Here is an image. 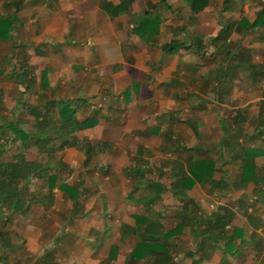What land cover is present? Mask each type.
I'll return each instance as SVG.
<instances>
[{
    "label": "crops",
    "instance_id": "crops-1",
    "mask_svg": "<svg viewBox=\"0 0 264 264\" xmlns=\"http://www.w3.org/2000/svg\"><path fill=\"white\" fill-rule=\"evenodd\" d=\"M109 1L118 3L120 0ZM167 1L171 4L170 17L163 20L154 42L147 44L130 32V21L125 20L131 18V15L122 14L110 18L100 9V0H0V9L7 10L10 14L7 17H16L17 20L11 32L12 38L0 40L9 42L10 56L14 54L17 57L11 68L13 73L21 63H26L33 68L38 80L41 71L45 70L49 87L56 89L58 82L64 85L77 84L80 73L76 72L78 69L83 71L89 68L95 71L92 75L96 82L95 85L92 84L89 96L79 92L49 96L54 99L84 98L87 103L80 106L77 118L83 119L89 115L95 117L93 126L76 132L79 138H84L95 146L89 158L86 160V154L77 147L66 146L58 153L62 155L66 151L68 158H60L66 168L54 167L56 171L53 169L57 173V182L62 179L68 183H81L79 198L75 202L66 198L57 188V184L50 193L46 178L31 177L26 188V194L32 200L30 207L25 213L8 214L6 227L16 216L25 218L24 232L28 238L32 241L40 240L43 242L41 246L50 244L57 249L50 257L49 251H42V264H124L137 240V236L130 230L134 226L131 216L133 213L159 220L164 229L175 227L184 210L181 199L173 195L170 184L171 161L180 159L177 144L182 148L200 147L204 157H215L219 154L216 171L222 169L217 166L218 162L222 166L235 162L237 169L234 174L224 169L223 177L219 179L214 177L215 171L213 180L220 182L219 184L196 183L187 190L186 194L192 199L193 205L190 204L186 213L191 217L182 232L167 241L171 247L168 255L155 261L147 259L148 257L142 258L134 264H222L223 257L227 258L226 264H264V185L254 187L249 182L244 187L234 186L240 181L242 173L239 149L243 145L264 149V75L259 76L256 71L257 77L253 79V76L243 71V67L249 64H255L254 69H258L257 65L260 64L264 71V20L263 23L250 27L264 8V3L259 0H210L207 7L192 14L184 0ZM146 3L150 5L157 2L134 0L131 13L139 14ZM27 7H30L31 12L26 11ZM1 13L4 12L1 10ZM240 20L242 31L236 29ZM60 24L62 31L58 34L59 39L53 40L51 45L47 42L34 45L37 49L34 53L42 58L56 51L55 54L62 57L59 60L62 64L60 66L66 76L63 78L60 75L55 81H51L49 72L56 70L51 64V56L48 57V65L37 76L35 65L30 62L25 47L39 35L38 42L46 41L41 39L42 34L46 38H54L49 33L50 28ZM224 26H228L230 33L223 41L225 46H222L221 38H212ZM47 29L48 32L45 31ZM193 38H200L204 46L202 55L195 54L194 48L181 49L173 55L164 54L161 49L163 43L172 39H180L190 44L195 42ZM19 39L24 40L17 41ZM45 47H52L54 51L47 52ZM227 49L232 52L222 57ZM208 50L218 54L213 59L215 66L201 67L196 56L200 61L202 57L206 58ZM241 50L250 52V62L229 61V55L237 54ZM3 55L0 56V75L8 72L9 58L6 59ZM166 56L168 58L163 63ZM4 59L7 62L2 64ZM203 68L206 70L200 73L201 76H213L228 87L221 94L212 93V99H204L205 104L200 109H191L200 113L207 108L204 112L208 118L211 108L206 107L207 102H218L223 106L224 109L219 111V136L215 139L204 136L209 133L205 123L198 126L188 118L185 125L177 124L176 111L147 110L148 105H162V102L170 100V96L177 99L179 95L172 91V87L183 85L182 78L186 77L194 83V74ZM70 70H74V74ZM215 70L218 73L211 75L210 71ZM170 79L173 83L167 85ZM206 82L208 84L207 80ZM158 86L162 88L158 90ZM232 101L238 105L229 108ZM238 113L241 115L238 117L240 120L232 124L235 126L236 135L233 139L225 129ZM211 118L212 116L209 121ZM153 128H157V132L151 133L150 129ZM223 137L226 140L222 143ZM231 142L232 146L218 148L219 144L227 145ZM164 147L166 151L163 150ZM232 147L234 152H228ZM184 154H188V151ZM184 154L182 157H185ZM254 162L262 174L264 154L256 156ZM135 165L149 178L158 180L165 187L160 200L150 206L145 202V197L151 195L149 189L133 190L137 178L130 176L128 170ZM76 166H81V171L73 175L71 181L60 175L61 170L72 171ZM196 191H203V194L201 192L196 195ZM168 195L176 198L179 205H165L163 199ZM158 203L163 205L155 207ZM211 203L213 205L209 206ZM220 206H227L235 212L225 226L228 233L237 229L233 233L232 248L227 253L222 251L224 242L218 244V247L215 244V228L206 225L207 216ZM173 218L176 221L169 222ZM88 221L91 223L88 224ZM48 223L51 224L48 226ZM85 227L88 228L84 230ZM51 233L52 237L49 236ZM10 238L14 244L11 235ZM33 244H37V241L34 240ZM0 249V258L5 257L6 264L13 251L1 247Z\"/></svg>",
    "mask_w": 264,
    "mask_h": 264
},
{
    "label": "trees",
    "instance_id": "trees-1",
    "mask_svg": "<svg viewBox=\"0 0 264 264\" xmlns=\"http://www.w3.org/2000/svg\"><path fill=\"white\" fill-rule=\"evenodd\" d=\"M133 1L134 0H120L118 3H112L109 0H100V9L110 18H115L122 14L131 15L130 32L135 34L145 43L152 44L160 32L161 23L164 20L163 13L171 10V4L168 3L167 0H158L157 3H151L149 8L145 9L142 13L132 14L130 10ZM184 1L187 3L192 14L200 12L210 3V0ZM263 20L264 8L258 13L254 22L250 24V27L263 23ZM16 24V17L0 15V40L11 39V32ZM236 29L238 31L243 30L241 27V20L237 23ZM229 33L228 26H224L218 31L217 35L214 36L212 40H218L221 38V45L225 46L223 41L227 38ZM194 41V43L187 44L180 39H172L163 43L161 49L164 54L173 55L181 49L188 50L194 48L195 54L202 55V49L204 46L201 44L200 38H195ZM230 52L232 51L227 49L225 55L228 56ZM238 52L239 53L237 54L232 53L229 55V61H251L250 52L246 50ZM246 66L247 67H243V71L250 74L251 77L253 76V79L254 77H257L256 71L259 76L262 74L263 77L264 71L260 64L257 65L259 67L258 69L253 68L255 67V64H249ZM233 72L234 70L232 73ZM11 77H13L17 84L22 85L24 88L20 91L19 99L25 92L32 93V91L35 90V87H39L42 91L49 88L46 71H41L40 77L37 80L33 68L26 63H21L18 70ZM218 80L216 84L213 85L212 90L221 94V92L228 87L222 83L223 81ZM172 83L173 80L171 79L166 84L169 85ZM86 103L87 102L84 98L79 97L73 99H54L52 97H47L35 104L25 101L21 103L20 109L32 116L29 128L23 126L17 119L15 121L8 120L7 122H0V247L2 249L9 251L14 247L10 234L6 230V223L9 221L8 214L15 212L25 213L30 207L32 200L27 196L26 188L31 177L46 178L50 193L52 188L57 184V188L66 198H69L73 202L77 201L79 198L81 194V183H68L62 179L57 182V173L53 172L54 167L62 169L66 168V166L63 163L54 162L53 158L66 146L77 147L86 154V160L89 158L90 153L95 146L91 145L86 139H81L76 135L77 131L89 128L95 123V117L92 115L86 116L83 119L77 118V111L81 108L80 106H84ZM199 107L201 108L202 106L200 105ZM238 117H241L239 113L233 117V124L240 120ZM156 129L157 128L150 129V132L155 133L157 132ZM228 136L234 139L236 135L233 131L229 133ZM6 138H11L12 142L19 143L20 149L22 146H24V148L30 146L37 147L40 151L46 154V159H43L42 161L36 159L30 160L19 153L12 155L9 159L1 158ZM54 139L58 142L56 143ZM221 140L223 143L226 139L223 137ZM230 144H232V142L227 145L219 144L218 148ZM177 145V153L180 159L171 161L172 172L170 176V184L173 195L179 196L182 201V208L184 209L182 210V218H180L175 227L164 229L159 220L151 218L148 215L133 213L131 216L134 219V226L130 227V230L137 236V240L134 247L127 254L124 264H134L135 261L146 257H148L147 259H152V261H155L157 258L162 259L166 257L171 250V247H169L170 244H168L167 241L181 233L183 227L191 217L186 213V209L193 201L187 196L186 191L191 189L196 183H220L213 180L214 172L217 169L216 161L219 159V154L215 157H204L202 155L203 151L200 147L182 148L180 144ZM163 150L166 151V147H164ZM187 151L188 154H186V157H182L184 152ZM239 151L242 157V173L240 181L234 186L244 187L249 182L253 183L254 187L264 185V171L261 174L254 162L256 156L264 154V149L243 145ZM228 152H234L233 147L228 150ZM58 161L62 160L59 158ZM262 169L264 170V167ZM128 173L130 176L137 178L136 182L133 184V190L139 188L149 189L151 195L145 197V202L148 206L160 200V196L165 190L162 183L158 180L149 178L146 173H143L138 165L131 167L128 170ZM48 198L51 202L50 194ZM234 213L235 212L231 208L220 206L218 210L216 209V211L212 212L206 218V225L215 228L214 230L217 231L213 236L216 246L218 247V244L224 242L222 247L224 253L231 250L232 241L234 239L233 233L237 231L236 229L233 233H228L227 229H225V226L230 222ZM200 219L202 221V218ZM4 258L5 257L0 258V264L3 263ZM227 262V258L223 257L222 264H226Z\"/></svg>",
    "mask_w": 264,
    "mask_h": 264
},
{
    "label": "rangeland",
    "instance_id": "rangeland-1",
    "mask_svg": "<svg viewBox=\"0 0 264 264\" xmlns=\"http://www.w3.org/2000/svg\"><path fill=\"white\" fill-rule=\"evenodd\" d=\"M157 1L158 0H156V2ZM147 8H149V3L144 4L140 13H142ZM1 10L4 13H1ZM26 11L31 12L30 7H27ZM6 12H7V10H5L3 8L0 9L1 15L2 14H8L6 16H9L10 15L9 12H7V13ZM163 14L167 15V17L163 16L164 20H166L170 17L169 11H165ZM130 19L131 18H127L125 20V22H129ZM164 25H165V23H164ZM67 26H69V23L67 24ZM19 28H21V27L19 26ZM128 28L130 29V27H128ZM50 29H51V31L49 33H51L54 38H46L41 33L42 34L41 39L42 40L45 39L46 41L40 40V42H38L39 41L38 37L40 35L37 37H34V39L26 45L25 50L29 55L30 62L33 65H35V73L37 74V76H39V73L42 70V68L48 65V63H49L48 57L51 56L50 57L51 64L56 67V70H52L49 72V79H51V81H55V79L60 75H62L61 77H63V78L66 76V73L63 70H61V66H60L62 64H60L59 60L62 57L59 54H55L57 51L55 53L54 52L50 53V55L48 57L43 56L44 58H42V56L34 53L37 51V49L34 48L35 44L47 42V44L51 45L54 42L53 40L59 39L60 36H58V34H60L62 31L61 30L62 29L61 24L58 25L57 27L52 26ZM45 31L48 32L49 30L47 29ZM24 32H26V31L24 30ZM51 34H49V35H51ZM18 36H19V34H18ZM23 40L24 39H22V40L19 39L17 41L22 42ZM17 43H19V42H17ZM45 49H46L45 51H47V52L50 50L54 51V49L52 47H45ZM211 49H212V47H211ZM9 50H10V43L0 41V56L2 57V55L5 54L3 56L6 57V59L9 58V62L6 61L8 63L7 64L8 72L0 75V122H7L8 120L15 121L17 119L23 126H27V128H29V125L32 121V116L20 109L22 102L26 101V102H30L32 104H35L36 102H38L40 100H44L45 98L49 97L50 95L60 96V95H64V94H68V95L69 94H77L78 92L81 95L83 94V95L89 96L90 95L89 93H91V91H92V84L95 85L94 82H96V78H95V76L92 75V73L95 72L94 70H91L88 68V69H85L83 71H79V69H78V70H76V72L77 73L80 72V73L78 76L77 84L73 83V85H69V84L64 85V84H62V82H58L56 89L53 88L54 89L53 90L51 87H49L45 91H42L39 87H37V88L35 87V90L32 91V93L25 92L23 94V96L19 99L20 91L23 90L24 88L22 85L17 84L14 81L13 77L11 78V76L14 75V73H13L14 71L11 68H12V65L17 61V57L14 54L12 56H10ZM28 51H30L31 54H29ZM211 52H209V50H208V53L206 54L207 56H205L206 58L202 59L203 58L202 57L200 61H199V57L196 56L197 57L196 61L199 63L198 64L199 66L200 65H201V67H203L204 65H207L208 67L215 66V65H213V59L217 58L218 54L214 53L213 50ZM225 56L226 55L224 54V56H222V57H225ZM166 58H168V56L164 57V60H162L163 63L165 62ZM220 58H221V56H220ZM6 59H4L2 64L6 63L5 62ZM205 70L206 69L203 68V69H201L200 72L198 70V72L196 74H194V76H195L194 77L195 78L194 83L187 80L188 79L187 77L182 78V80L184 81L183 85H181L180 87H176V86L172 87V88H174V89H172V91H176V93H177V95H179V97L176 99L175 97L170 96V100H168L166 102H162V105H160V103H159V106L148 105V109H147L148 112L159 111V110H165L166 112L171 111V110L176 111L177 115H178V123L177 124L185 125L184 122L188 118L191 119V121L193 123L197 124L198 126H200L201 124L204 125V123H205V124H207L209 133H207L208 132V130H207V132H206L207 134H204V136L208 139L218 138L219 130H220L219 118L221 116L219 114V111L224 109L223 106L219 105L218 102H214V103L213 102L212 103L207 102L208 105L206 103V107L210 106V108H211V110H210L211 115L208 118L205 117L206 114L204 112L207 110V108H205V110L200 112V113L191 111V109H195V110L200 109L199 106L200 105L202 106L205 104L204 99H206V98L208 100L212 99V93H215V91L212 90L213 85H214L213 83L215 81L217 82L218 79L216 80L213 76H209V75H208V77H205V78H204V76H201L202 72ZM70 71H72L71 73L74 74V70H70ZM7 73H8V75L6 76ZM217 73H218V70L210 71L211 75H216ZM198 75H200V77H197ZM69 76H71V75H69ZM206 80L208 81V84L210 82V85L207 84ZM61 81H62V79H61ZM218 81H220V80H218ZM77 87H80V88H77ZM161 88H162V86H158V90H160ZM229 90L230 89H228V91ZM169 91L171 92V88L169 89ZM163 95L167 96V94H163ZM168 97H169V95H168ZM171 99H172V101H171ZM234 102L235 101L230 102V104L228 106H231V107H229V108H232V107H235L236 105H238L237 102H235V103ZM152 107H155V108L152 110ZM189 113H192L193 115H190ZM150 115L151 114L149 113L148 118H150ZM211 116H212L211 121H209ZM180 118H182V119L184 118V119L180 120ZM152 120H154V119H152ZM232 124H233V118H232L228 128L225 129L229 133H231L235 130V126ZM225 130H224V132H225ZM224 135H226V134H224ZM5 140H6V143L4 144L3 153L1 154V158L9 159V158H11L12 155L19 153L20 155L22 154L27 159H30V160L36 159V160L42 161L43 159H46V154L44 152L40 151L35 146H30L28 148H24V146H22L20 149L19 143L12 142L11 138H6ZM54 140L56 143L58 142V141H56V139H54ZM63 156H66L68 158L66 151H64L62 153V155L58 154L57 156H55L53 158V161L61 163V161H58V159L63 157ZM184 156L186 157L185 154H184ZM74 159H76V158H74ZM103 161H105V159ZM152 162H154V161H152ZM217 166L222 168V169L216 171V173L214 175V177L216 179L223 177L222 174L224 172L223 171L224 169H228L229 171L227 170V172L232 173V174H234V172H235L234 170L237 169V163H235V162H232L231 164H227V165L225 164L224 166H222L220 164V162H218ZM80 167L81 166H76L75 168H72L73 169L72 171H68L67 169L61 170L62 172L60 175H63L65 179H67V180L69 179V181H71L73 178V175H75L77 172L81 171ZM54 171H56V169H54ZM58 172H60V171H58ZM232 174H230V175H232ZM70 175H72V176L70 177ZM203 191L205 192V190H203ZM203 191H201L202 193L201 192L197 193V191H196V195H198L200 193L203 194ZM163 201H164L163 203L167 206L179 205L178 200L176 198L170 197L169 195L167 197L165 196ZM162 205L163 204L158 203L155 207H160ZM212 205H213V203L209 204V206H212ZM25 220H26L25 218H20V217L16 216L7 224L6 230L11 235V237L13 238L15 247L12 249L13 252H11L12 253L11 257L9 256L10 259L7 261L6 264H42V262L40 260V255H42V251H44V250L49 251V257L57 252V249L54 246H51L50 244L41 246V244H43V242H40V240L34 239L37 241V244H33L34 240L32 241L31 238H28L26 236V233L24 232L25 227H26V221ZM173 220L176 221L175 218H173V219H170L169 222H171ZM90 223H91V221H88V224H90ZM50 224L51 223H48V226ZM55 228L56 227L54 226V229ZM87 228L88 227H85L84 230H86ZM49 236L52 237L53 233H51ZM0 254H1V249H0ZM34 258H36V259L34 260ZM3 264H5V261Z\"/></svg>",
    "mask_w": 264,
    "mask_h": 264
},
{
    "label": "built area",
    "instance_id": "built-area-1",
    "mask_svg": "<svg viewBox=\"0 0 264 264\" xmlns=\"http://www.w3.org/2000/svg\"><path fill=\"white\" fill-rule=\"evenodd\" d=\"M260 2L264 3V0H259Z\"/></svg>",
    "mask_w": 264,
    "mask_h": 264
}]
</instances>
